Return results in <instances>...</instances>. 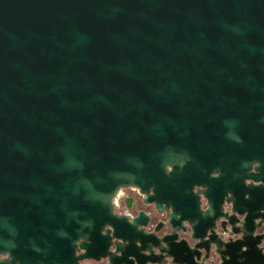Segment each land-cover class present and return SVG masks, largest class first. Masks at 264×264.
Returning <instances> with one entry per match:
<instances>
[{"label":"water","instance_id":"95a60500","mask_svg":"<svg viewBox=\"0 0 264 264\" xmlns=\"http://www.w3.org/2000/svg\"><path fill=\"white\" fill-rule=\"evenodd\" d=\"M87 260L264 264V0H0V264Z\"/></svg>","mask_w":264,"mask_h":264},{"label":"flooded vegetation","instance_id":"af4514ba","mask_svg":"<svg viewBox=\"0 0 264 264\" xmlns=\"http://www.w3.org/2000/svg\"><path fill=\"white\" fill-rule=\"evenodd\" d=\"M121 191L124 193V194H127V196L119 199V203L118 205L114 206L113 207V211L115 213H119V212H123L126 210V207H125V199L127 197H135V198H139L138 196V193L137 191H132L131 189H129L128 187H123V188H120ZM85 264H101L100 261H93V260H87L85 262Z\"/></svg>","mask_w":264,"mask_h":264},{"label":"built area","instance_id":"2783aa9c","mask_svg":"<svg viewBox=\"0 0 264 264\" xmlns=\"http://www.w3.org/2000/svg\"><path fill=\"white\" fill-rule=\"evenodd\" d=\"M128 188L131 189L132 191H137L136 188H134V187H130V186H128ZM125 196H127V194H124V193L121 191V189L119 188V189L117 190V192L114 194L113 198H112L113 206L118 205V203H119V199H121V198H123V197H125Z\"/></svg>","mask_w":264,"mask_h":264}]
</instances>
